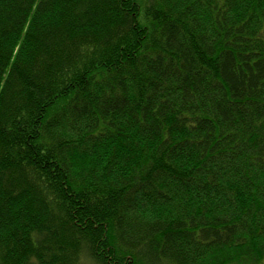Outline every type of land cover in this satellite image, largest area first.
<instances>
[{"label":"trees","instance_id":"obj_1","mask_svg":"<svg viewBox=\"0 0 264 264\" xmlns=\"http://www.w3.org/2000/svg\"><path fill=\"white\" fill-rule=\"evenodd\" d=\"M0 264H264V0H0Z\"/></svg>","mask_w":264,"mask_h":264}]
</instances>
